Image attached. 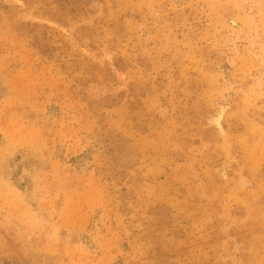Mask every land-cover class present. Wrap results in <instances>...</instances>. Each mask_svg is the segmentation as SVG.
I'll return each instance as SVG.
<instances>
[{
  "label": "rangeland",
  "instance_id": "374dc122",
  "mask_svg": "<svg viewBox=\"0 0 264 264\" xmlns=\"http://www.w3.org/2000/svg\"><path fill=\"white\" fill-rule=\"evenodd\" d=\"M0 264H264V0H0Z\"/></svg>",
  "mask_w": 264,
  "mask_h": 264
},
{
  "label": "bare ground",
  "instance_id": "6f19581e",
  "mask_svg": "<svg viewBox=\"0 0 264 264\" xmlns=\"http://www.w3.org/2000/svg\"><path fill=\"white\" fill-rule=\"evenodd\" d=\"M145 29V28H144ZM143 34H145V36L146 37H148V31H146V30H143ZM221 110H218L215 114H214V116H213V118H212V122H213V124H214V126L217 128V130L220 132V133H222L223 134V127H222V123H221V121H222V117H223V112H224V110H225V108L222 106V108H220Z\"/></svg>",
  "mask_w": 264,
  "mask_h": 264
}]
</instances>
